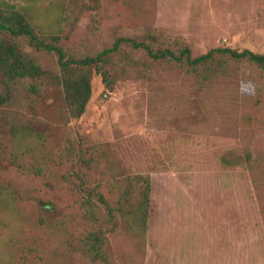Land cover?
Returning <instances> with one entry per match:
<instances>
[{"label":"rangeland","instance_id":"rangeland-1","mask_svg":"<svg viewBox=\"0 0 264 264\" xmlns=\"http://www.w3.org/2000/svg\"><path fill=\"white\" fill-rule=\"evenodd\" d=\"M82 5L80 0H0L1 10L24 7L35 32L60 36L59 47L71 58L92 56L119 37L140 41L149 33L164 46L188 48L191 57L222 47L264 54V0H97L94 9ZM17 44L45 75L30 100L15 95L10 106L0 107V181L32 199L50 201L57 211L52 222L71 236L88 228L77 216L72 194L65 186L44 188L31 169L46 173L50 167L59 178L77 164L78 151L82 157L91 152L98 165L90 171L95 181L116 190L130 182L134 193L141 179L149 182L143 235L116 229L108 237L113 263L264 264V91L256 94L255 86L240 77V67L228 62L231 77L202 83L184 67L152 63L131 51L149 64L139 70L145 76L127 73L106 91L92 75L83 115L60 122V94L51 82L58 72L55 57L35 52L22 39ZM7 118L36 134L28 139L35 140L34 152L19 156V170L2 160L11 150ZM243 152L256 159V169L238 164ZM21 208L32 220L39 214L33 202ZM22 231L17 235L25 239L23 248H35L46 264H88L68 252L60 230ZM15 232L14 223L0 213V260Z\"/></svg>","mask_w":264,"mask_h":264},{"label":"trees","instance_id":"trees-1","mask_svg":"<svg viewBox=\"0 0 264 264\" xmlns=\"http://www.w3.org/2000/svg\"><path fill=\"white\" fill-rule=\"evenodd\" d=\"M80 1L83 3L82 8L94 9L97 6V0ZM7 7L0 9V87L3 91L0 94V107L10 106L15 95L30 100L39 93L36 82L45 75L31 55L19 48V39L24 40L35 52L44 51L55 57L58 72L51 75V82L60 94V107L56 115L60 122L77 121L83 115L91 95L92 75L99 78L106 91L111 90L116 78L124 77L127 73L135 72L138 77H144L145 73L139 75V70L149 69V64L136 60L131 51L144 54L152 63L164 62L184 67L189 77L202 83L231 77L228 66L230 62L241 68L240 77L255 86L256 94L261 95L264 91V54L222 47L191 57L188 48L164 46L163 40L149 33L140 41L119 37L92 56L71 58L59 47L60 36L35 32L25 15L24 7ZM5 127L11 141V150L6 152L2 160L15 165L19 170L22 168L19 156L23 155V151L34 152L35 140L30 142L28 139L36 134L19 120L13 122L7 118ZM23 143L28 144L27 149H20ZM91 155L90 152L89 156L82 157L81 151H78L77 164L69 174L59 178L50 173V167H47L46 173H42L39 167L31 169L32 176L40 179L44 188L53 191L65 186L67 192L72 194L77 216L88 228L71 236L62 225L52 222L51 219L57 217V211L50 201L35 196L36 199H32L16 189L11 182L0 181V213L13 222L18 230L6 244L7 255L0 260V264H46L35 248H23L25 239L18 235L24 229L33 232L52 229L55 234H59L60 230L69 248L68 252L84 257L88 264H115L111 260L108 237L116 229L132 237L143 235L149 199L148 179H141L142 186L136 193L130 188V182L121 190H116L113 185H103L102 181L92 179L90 171L98 165ZM237 161L238 164H244L248 171L256 169V159L251 158L247 152H243ZM3 169L0 167V172ZM106 192L110 194L109 200ZM28 201L35 203L39 210L34 220L22 212V205Z\"/></svg>","mask_w":264,"mask_h":264}]
</instances>
